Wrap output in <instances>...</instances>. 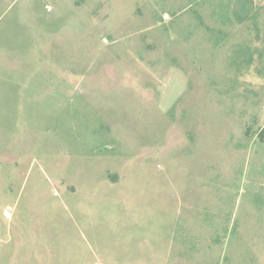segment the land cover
I'll return each mask as SVG.
<instances>
[{
    "label": "rangeland",
    "instance_id": "1",
    "mask_svg": "<svg viewBox=\"0 0 264 264\" xmlns=\"http://www.w3.org/2000/svg\"><path fill=\"white\" fill-rule=\"evenodd\" d=\"M0 264H264V0H0Z\"/></svg>",
    "mask_w": 264,
    "mask_h": 264
}]
</instances>
